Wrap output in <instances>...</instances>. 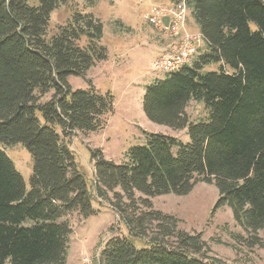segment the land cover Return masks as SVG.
I'll use <instances>...</instances> for the list:
<instances>
[{"label": "trees", "instance_id": "1", "mask_svg": "<svg viewBox=\"0 0 264 264\" xmlns=\"http://www.w3.org/2000/svg\"><path fill=\"white\" fill-rule=\"evenodd\" d=\"M36 1L0 0V264H68L69 217L88 218L96 209L65 137L101 129L115 108L111 91L74 89L68 80L108 58L102 21L76 11L48 37L52 12L67 0ZM169 1L186 2L205 44L146 86L143 109L155 123L187 129L189 140L149 133L122 163L93 149L97 194L134 200L139 193L151 208L150 197L187 195L199 182L212 183L219 192L214 211L229 206L256 234L264 230V0ZM192 100L209 110L206 120L190 121ZM18 143L33 158L29 189L3 148ZM135 219H123L134 237H148L145 219L158 233L141 247L113 236L101 264H226L206 257L203 250L211 249L202 235L178 231L172 215L152 210Z\"/></svg>", "mask_w": 264, "mask_h": 264}, {"label": "rangeland", "instance_id": "2", "mask_svg": "<svg viewBox=\"0 0 264 264\" xmlns=\"http://www.w3.org/2000/svg\"><path fill=\"white\" fill-rule=\"evenodd\" d=\"M37 4L36 0H30ZM154 4H174L169 0H67L51 14L48 37L58 32L76 11L92 13L104 25L102 43L108 48V58L97 62L85 77L71 76L72 88L94 86L101 92L111 91L115 97L114 112L104 117L101 129L95 132L77 131L65 141L72 149L79 170L85 175L96 213L81 218L73 213L69 219L74 232L71 236L68 264H85L89 258L93 264H101L100 253L115 235L128 237L136 246L147 244L149 237L156 235L157 223L145 219L148 232L146 239H139L129 233L124 217L138 218L149 211L159 210L176 217L178 231L192 235L201 234L206 243V257H217L226 264H264V230L256 234L245 231L234 219L229 206L214 211L219 198L217 187L212 183L199 182L187 195L164 194L150 197L152 207H147L136 193L134 200L126 197L116 199L112 193L99 197L95 188L93 149H101L106 158L122 163L126 152L133 146L147 143V134L162 133L189 140L187 129L176 130L148 119L143 109L146 86L165 72L152 66L160 52L156 46L169 47L173 38L159 31L148 20ZM188 7V6H187ZM185 30L198 34L191 9L188 8ZM217 68L216 65L210 67ZM53 92L42 98L51 99ZM190 121L206 120L209 110L202 102L192 100L186 107ZM42 122V114L38 113ZM22 172L30 188L33 158L30 151L21 143L3 147ZM135 219V220H136ZM174 241L175 238H169ZM9 264V263H7Z\"/></svg>", "mask_w": 264, "mask_h": 264}, {"label": "built area", "instance_id": "3", "mask_svg": "<svg viewBox=\"0 0 264 264\" xmlns=\"http://www.w3.org/2000/svg\"><path fill=\"white\" fill-rule=\"evenodd\" d=\"M144 2L145 0H139ZM152 14L148 20L159 31L173 38L172 43L160 56L155 58L152 66L165 73L173 72L188 63L193 56L200 53L204 47L201 33L189 34L185 30L188 7L185 1L174 4H154ZM85 264H93L89 258L84 259Z\"/></svg>", "mask_w": 264, "mask_h": 264}, {"label": "crops", "instance_id": "4", "mask_svg": "<svg viewBox=\"0 0 264 264\" xmlns=\"http://www.w3.org/2000/svg\"><path fill=\"white\" fill-rule=\"evenodd\" d=\"M198 32H200V30H198ZM157 48H156V50L155 51H158V52H160V55L162 54V53H164V52H166V50L168 49V47H163L162 48V46H156Z\"/></svg>", "mask_w": 264, "mask_h": 264}]
</instances>
